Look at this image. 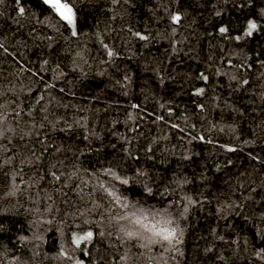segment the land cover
Instances as JSON below:
<instances>
[{
  "label": "trees",
  "instance_id": "1",
  "mask_svg": "<svg viewBox=\"0 0 264 264\" xmlns=\"http://www.w3.org/2000/svg\"><path fill=\"white\" fill-rule=\"evenodd\" d=\"M0 0V264H264V0Z\"/></svg>",
  "mask_w": 264,
  "mask_h": 264
},
{
  "label": "rangeland",
  "instance_id": "2",
  "mask_svg": "<svg viewBox=\"0 0 264 264\" xmlns=\"http://www.w3.org/2000/svg\"><path fill=\"white\" fill-rule=\"evenodd\" d=\"M47 5L51 6L55 13L66 22L71 28L75 26L74 12L71 8L64 5L60 0H43Z\"/></svg>",
  "mask_w": 264,
  "mask_h": 264
}]
</instances>
